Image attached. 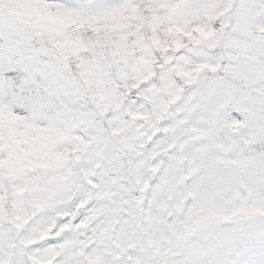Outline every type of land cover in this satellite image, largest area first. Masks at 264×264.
Wrapping results in <instances>:
<instances>
[{
    "label": "snow or ice",
    "instance_id": "1",
    "mask_svg": "<svg viewBox=\"0 0 264 264\" xmlns=\"http://www.w3.org/2000/svg\"><path fill=\"white\" fill-rule=\"evenodd\" d=\"M0 264H264V0H0Z\"/></svg>",
    "mask_w": 264,
    "mask_h": 264
}]
</instances>
